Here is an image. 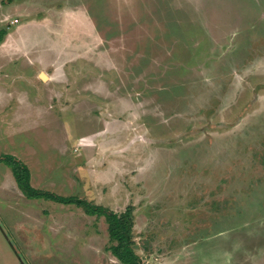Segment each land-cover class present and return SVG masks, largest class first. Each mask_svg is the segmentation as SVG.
<instances>
[{"label": "rangeland", "instance_id": "rangeland-1", "mask_svg": "<svg viewBox=\"0 0 264 264\" xmlns=\"http://www.w3.org/2000/svg\"><path fill=\"white\" fill-rule=\"evenodd\" d=\"M3 28L0 157L132 206L139 264H264V0H0ZM86 208L0 161V264H131Z\"/></svg>", "mask_w": 264, "mask_h": 264}, {"label": "trees", "instance_id": "trees-1", "mask_svg": "<svg viewBox=\"0 0 264 264\" xmlns=\"http://www.w3.org/2000/svg\"><path fill=\"white\" fill-rule=\"evenodd\" d=\"M6 33V28L0 30V41L4 39ZM0 161H4L12 168L19 187L28 197H45L63 203L77 202L80 205H85L88 213L105 216L109 225V232L116 240L111 249L112 253L126 263L139 264L141 262V257L136 251V241L133 237L135 215L132 206L122 212H117L107 206L79 199L73 195H60L48 190L39 189L31 182V171L28 165L15 155L5 154L0 157Z\"/></svg>", "mask_w": 264, "mask_h": 264}, {"label": "bare ground", "instance_id": "bare-ground-1", "mask_svg": "<svg viewBox=\"0 0 264 264\" xmlns=\"http://www.w3.org/2000/svg\"><path fill=\"white\" fill-rule=\"evenodd\" d=\"M43 76L45 77V76H46V74H45V73H43Z\"/></svg>", "mask_w": 264, "mask_h": 264}, {"label": "crops", "instance_id": "crops-1", "mask_svg": "<svg viewBox=\"0 0 264 264\" xmlns=\"http://www.w3.org/2000/svg\"><path fill=\"white\" fill-rule=\"evenodd\" d=\"M46 77V76H45ZM115 256V255H114ZM116 257V256H115ZM117 258V257H116Z\"/></svg>", "mask_w": 264, "mask_h": 264}]
</instances>
